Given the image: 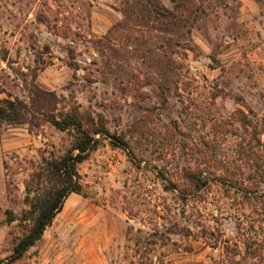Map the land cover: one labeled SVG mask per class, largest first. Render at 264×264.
Returning a JSON list of instances; mask_svg holds the SVG:
<instances>
[{"label": "rangeland", "instance_id": "1", "mask_svg": "<svg viewBox=\"0 0 264 264\" xmlns=\"http://www.w3.org/2000/svg\"><path fill=\"white\" fill-rule=\"evenodd\" d=\"M2 99L126 144L96 136L82 193L11 264H264V0H0ZM73 141L2 123L0 264Z\"/></svg>", "mask_w": 264, "mask_h": 264}, {"label": "trees", "instance_id": "2", "mask_svg": "<svg viewBox=\"0 0 264 264\" xmlns=\"http://www.w3.org/2000/svg\"><path fill=\"white\" fill-rule=\"evenodd\" d=\"M30 113L43 116L59 131L74 133V141L65 155L57 159L44 160L41 170L33 174L27 182L28 192L38 190L39 193L42 186V193L30 202L31 209L22 216L23 222H28L29 226L15 245L13 255L7 264L22 258L29 249L42 240L70 195L82 193L78 165L84 163L98 148L101 140L96 136L101 135L115 146L126 145L123 138L112 136L103 124L86 127L76 113L56 116L41 108H34L33 105L31 107L11 99L0 100V127L3 122L12 125L24 124L26 116ZM9 221H15L12 215L9 216Z\"/></svg>", "mask_w": 264, "mask_h": 264}]
</instances>
